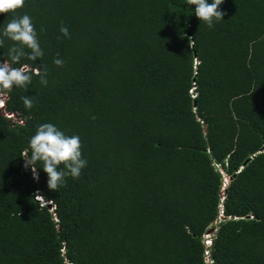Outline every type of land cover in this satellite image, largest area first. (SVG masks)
<instances>
[{
	"label": "trees",
	"instance_id": "trees-1",
	"mask_svg": "<svg viewBox=\"0 0 264 264\" xmlns=\"http://www.w3.org/2000/svg\"><path fill=\"white\" fill-rule=\"evenodd\" d=\"M194 8L25 0L0 14V28L31 17L43 57L20 64L48 80L0 90V264H264V0H223L211 29ZM42 123L78 135L87 161L57 191L20 156Z\"/></svg>",
	"mask_w": 264,
	"mask_h": 264
},
{
	"label": "clouds",
	"instance_id": "clouds-1",
	"mask_svg": "<svg viewBox=\"0 0 264 264\" xmlns=\"http://www.w3.org/2000/svg\"><path fill=\"white\" fill-rule=\"evenodd\" d=\"M25 0H0V14L15 12L24 6ZM223 0H186L187 5H194V13L199 20L205 22L209 29L214 27V22L223 20L224 12L219 6ZM46 29L41 26L40 31ZM64 37H70L67 26L61 24L59 29ZM5 38L12 41L8 48L7 58L0 61V90H11L13 87L27 89L33 76L39 78L42 85H47V69H41L39 65H21L23 57L36 62L43 57V49L40 47L35 25L29 15L13 16L2 28H0V47H3ZM26 49L28 51H26ZM59 54L57 53V57ZM53 63L62 67L64 61L55 58ZM18 65V66H17ZM21 100L25 108L33 107V99L22 96ZM4 104V103H2ZM95 117H93L94 119ZM82 142L78 135H67L63 130L52 123H42L36 127L34 134L29 138L27 147L21 153L24 160V168H31L33 178L38 180L37 165L42 167L47 174V186L52 191H57L65 184V177L71 176L78 179L81 171L87 166L86 159L82 156ZM63 165V168L60 167ZM227 177L224 178L222 190L225 188ZM223 192V191H222ZM42 204L45 201L41 196H35ZM52 208L51 202H48ZM213 226V225H212ZM204 233V241L211 244V235ZM205 254L209 256L208 251ZM211 263V259H209Z\"/></svg>",
	"mask_w": 264,
	"mask_h": 264
},
{
	"label": "water",
	"instance_id": "water-1",
	"mask_svg": "<svg viewBox=\"0 0 264 264\" xmlns=\"http://www.w3.org/2000/svg\"><path fill=\"white\" fill-rule=\"evenodd\" d=\"M213 231H216V227L215 226H212V227H209L206 231V234L207 235H210Z\"/></svg>",
	"mask_w": 264,
	"mask_h": 264
},
{
	"label": "rangeland",
	"instance_id": "rangeland-1",
	"mask_svg": "<svg viewBox=\"0 0 264 264\" xmlns=\"http://www.w3.org/2000/svg\"><path fill=\"white\" fill-rule=\"evenodd\" d=\"M1 101H2V100H0V103H1ZM225 183L227 184V182H225ZM219 218H221V216H220ZM219 218H218V219H219ZM210 227H212V225H211Z\"/></svg>",
	"mask_w": 264,
	"mask_h": 264
},
{
	"label": "built area",
	"instance_id": "built-area-1",
	"mask_svg": "<svg viewBox=\"0 0 264 264\" xmlns=\"http://www.w3.org/2000/svg\"><path fill=\"white\" fill-rule=\"evenodd\" d=\"M1 103H2V101H1Z\"/></svg>",
	"mask_w": 264,
	"mask_h": 264
}]
</instances>
